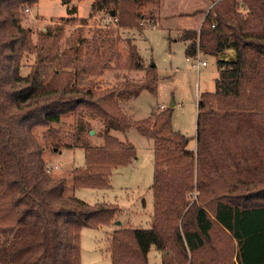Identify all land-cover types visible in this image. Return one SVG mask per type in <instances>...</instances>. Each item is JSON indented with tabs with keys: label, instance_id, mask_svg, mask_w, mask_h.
Here are the masks:
<instances>
[{
	"label": "trees",
	"instance_id": "trees-1",
	"mask_svg": "<svg viewBox=\"0 0 264 264\" xmlns=\"http://www.w3.org/2000/svg\"><path fill=\"white\" fill-rule=\"evenodd\" d=\"M38 1L0 0V264H81L82 229L109 225L119 210L66 195L65 178L47 171V145L34 130L47 127L58 140L50 127L68 113L76 125L86 116L104 125V144L85 146V164L73 169L76 188H109L113 169L136 158L135 147L111 131L134 124L154 141L151 228L116 229L111 264H148L152 247L162 264H264V0L216 1L198 30L180 35L187 58L219 57L216 89L198 99L196 151L173 129L172 107L133 123L119 101L143 87L102 88L96 80L106 70H145V87L156 93V66H144L120 29L153 17L160 0H93L92 13L117 19L116 33L87 43L93 49L82 64L70 47L73 62L55 56V65L39 61L22 75L24 58L38 52L23 12ZM228 49L233 57L222 59Z\"/></svg>",
	"mask_w": 264,
	"mask_h": 264
},
{
	"label": "rangeland",
	"instance_id": "rangeland-1",
	"mask_svg": "<svg viewBox=\"0 0 264 264\" xmlns=\"http://www.w3.org/2000/svg\"><path fill=\"white\" fill-rule=\"evenodd\" d=\"M216 1L219 0H160L159 5L154 7L153 17L141 19L138 27L120 29L122 39L131 38L137 45L144 66H156L159 76L156 93L145 87V70L116 68L106 70L96 79L102 88L125 84L143 87L137 97L119 101L122 112L133 123L149 118L162 109V105L168 107L174 104L172 127L187 136L188 149L195 151L198 99L205 92L215 91L219 57L199 54L197 58H187L186 43L180 35L184 30H198ZM93 3V0H73L67 5L62 0H39L24 10L23 25L32 29L38 52L24 58L22 75H27L31 65L39 61L55 65V56L73 62L76 56L68 57L70 47L80 50L82 64L93 49L87 47V43L91 45L92 40L105 30L116 33L118 27L116 22H111L109 15L92 13ZM73 7L77 12L70 14L69 8ZM81 18H87V23H82ZM107 20L110 22L107 23ZM47 31L48 35L45 34ZM81 40L84 43H80ZM221 58H230L228 51ZM198 60L206 64L194 67ZM50 128L58 131V140H55L54 132H48L47 127H38L34 133L42 145H47L43 153L47 165L58 166L51 174L56 178H65L66 195L92 205L107 202L119 208L109 225L85 227L80 235L81 264H111L110 241L116 229L151 228L154 141L143 136L134 124L125 132L111 131L110 134L135 147L136 158L132 163L113 169L109 188H76L72 184L73 169L85 164V146L104 144L103 122L86 116L85 119H77L76 125L74 114L68 113L60 123L52 124ZM161 257V252L152 247L148 253V264H162Z\"/></svg>",
	"mask_w": 264,
	"mask_h": 264
},
{
	"label": "built area",
	"instance_id": "built-area-1",
	"mask_svg": "<svg viewBox=\"0 0 264 264\" xmlns=\"http://www.w3.org/2000/svg\"><path fill=\"white\" fill-rule=\"evenodd\" d=\"M112 21H113V22H116L117 19H115V18H114V19H111V22H112ZM108 22H110V21L107 20V23H108ZM200 64L205 65L206 62H204V61L200 62V61L198 60L197 63L194 64V67L198 68ZM57 168H58L57 165H55L54 167H52V166H50V165H47V166H46V169H47V171H48L49 173L53 172V170H54V169H57Z\"/></svg>",
	"mask_w": 264,
	"mask_h": 264
},
{
	"label": "crops",
	"instance_id": "crops-1",
	"mask_svg": "<svg viewBox=\"0 0 264 264\" xmlns=\"http://www.w3.org/2000/svg\"><path fill=\"white\" fill-rule=\"evenodd\" d=\"M227 51L230 54V57H233L234 51L232 49H228ZM227 51H226V53H227ZM161 107H164V105H162Z\"/></svg>",
	"mask_w": 264,
	"mask_h": 264
},
{
	"label": "water",
	"instance_id": "water-1",
	"mask_svg": "<svg viewBox=\"0 0 264 264\" xmlns=\"http://www.w3.org/2000/svg\"><path fill=\"white\" fill-rule=\"evenodd\" d=\"M111 16H113V12H111ZM172 106H174V104H171L170 105V107H172ZM118 224H119V222H118Z\"/></svg>",
	"mask_w": 264,
	"mask_h": 264
}]
</instances>
